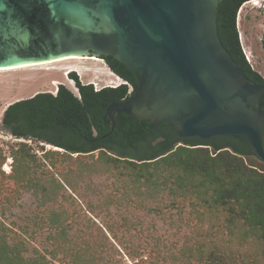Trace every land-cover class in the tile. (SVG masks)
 Masks as SVG:
<instances>
[{
  "label": "rangeland",
  "instance_id": "obj_1",
  "mask_svg": "<svg viewBox=\"0 0 264 264\" xmlns=\"http://www.w3.org/2000/svg\"><path fill=\"white\" fill-rule=\"evenodd\" d=\"M259 3V8L248 2L239 8L236 30L246 63L264 79V0ZM74 66L84 73L77 72L79 82L94 91L123 84L107 85L110 71L94 59L0 72V118L10 104L38 93L55 95L60 85L77 96L68 78ZM96 158L97 153L76 157L16 140L0 125V264H264L258 232L204 201L210 193L150 197L129 182L125 171ZM252 163L264 174V165ZM66 178L73 193L65 187ZM120 179L124 196L114 190ZM111 197L113 202L100 206Z\"/></svg>",
  "mask_w": 264,
  "mask_h": 264
},
{
  "label": "water",
  "instance_id": "obj_2",
  "mask_svg": "<svg viewBox=\"0 0 264 264\" xmlns=\"http://www.w3.org/2000/svg\"><path fill=\"white\" fill-rule=\"evenodd\" d=\"M221 2L0 0V69L111 57L137 84L129 100L106 108L111 131L123 114L174 127L180 139L237 136L264 163V113L255 108L264 85L245 77L223 48L216 27Z\"/></svg>",
  "mask_w": 264,
  "mask_h": 264
},
{
  "label": "trees",
  "instance_id": "obj_3",
  "mask_svg": "<svg viewBox=\"0 0 264 264\" xmlns=\"http://www.w3.org/2000/svg\"><path fill=\"white\" fill-rule=\"evenodd\" d=\"M248 1L251 0H222L217 9V36L237 68L260 86L264 85V79L244 60L236 30L237 12ZM260 45L264 53V36ZM102 60L123 84L94 91L91 84L82 85L75 73H70L77 96L60 85L55 95L38 93L17 101L3 111L1 127L16 140L36 141L68 155L88 157L97 153L96 162L125 171L129 182L150 197L160 192H166L169 197L210 193L204 201L226 209L232 221L241 220L257 231L264 243V174L252 160L264 163L248 144L237 136L206 141L180 139L173 127L148 126L123 114L114 120L111 131L103 120L106 108L129 100L137 84L133 74L116 60L111 57ZM255 108L264 113V94ZM262 145L264 148V122ZM13 159L17 162L16 157ZM81 176L82 173L76 175ZM64 182L73 193L75 187L67 178ZM124 183L120 179L114 187L123 196ZM111 200L112 197L105 198L99 204L105 207ZM105 230L111 234V227ZM111 239L115 240L114 235ZM1 249L4 252L6 245Z\"/></svg>",
  "mask_w": 264,
  "mask_h": 264
},
{
  "label": "bare ground",
  "instance_id": "obj_4",
  "mask_svg": "<svg viewBox=\"0 0 264 264\" xmlns=\"http://www.w3.org/2000/svg\"><path fill=\"white\" fill-rule=\"evenodd\" d=\"M253 6L257 7L258 6V3H254ZM241 12V11H240ZM240 12H239V15H240ZM70 59H77V58H67V59H59V60H52V61H48V62H41V63H37V64H20V65H15L14 67H10V68H4V69H0V72H6V71H11V70H16V69H19V68H25V67H34V66H44V65H50V64H54V63H59V62H65L67 60H70ZM73 68V70H75L76 72L79 73V75H83V71L77 67H71ZM58 72V71H57ZM63 72H67V69H63ZM95 78V77H94ZM107 85H116L118 83H120V79L118 77H116L115 75H113L112 73L108 72V77H107ZM23 81V80H22ZM71 83V82H70ZM14 84V83H13ZM10 85V84H9ZM12 85V84H11ZM1 86V85H0ZM8 86V85H7ZM19 86V84H18ZM37 86V85H36ZM11 87V86H10ZM9 87V89H10ZM21 87V86H20ZM29 86H27L28 88ZM31 87V86H30ZM34 87V85H33ZM31 87V88H33ZM71 87V86H70ZM18 88V87H17ZM23 89V87H21ZM6 89V88H5ZM18 90V89H17ZM31 90V89H30ZM12 91V90H11ZM24 91H27V90H24ZM4 92V91H3ZM8 92V90H7ZM20 92V91H19ZM2 93V92H1ZM9 93V92H8ZM10 94V93H9ZM13 94V93H12ZM5 95H8V94H5ZM14 95L17 98L18 97V94L17 93H14ZM10 102V101H9Z\"/></svg>",
  "mask_w": 264,
  "mask_h": 264
},
{
  "label": "built area",
  "instance_id": "obj_5",
  "mask_svg": "<svg viewBox=\"0 0 264 264\" xmlns=\"http://www.w3.org/2000/svg\"><path fill=\"white\" fill-rule=\"evenodd\" d=\"M259 1L260 0H252V1L248 2V3H250V4L258 3L257 8H259L260 6H262L261 3H259Z\"/></svg>",
  "mask_w": 264,
  "mask_h": 264
},
{
  "label": "flooded vegetation",
  "instance_id": "obj_6",
  "mask_svg": "<svg viewBox=\"0 0 264 264\" xmlns=\"http://www.w3.org/2000/svg\"><path fill=\"white\" fill-rule=\"evenodd\" d=\"M252 1V0H251ZM248 2H250V1H248ZM240 45V44H239ZM245 60V59H244ZM161 125V124H160ZM166 125V124H165ZM157 126H159V125H157ZM168 126V125H167ZM169 127H171V126H169ZM174 128V127H173ZM175 129V128H174ZM177 130V129H176ZM178 132V131H177Z\"/></svg>",
  "mask_w": 264,
  "mask_h": 264
}]
</instances>
